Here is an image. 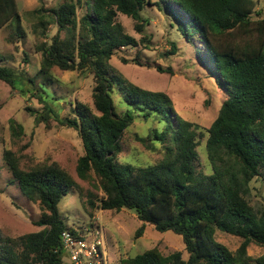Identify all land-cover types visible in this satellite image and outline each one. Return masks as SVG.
I'll return each mask as SVG.
<instances>
[{"label":"trees","instance_id":"1","mask_svg":"<svg viewBox=\"0 0 264 264\" xmlns=\"http://www.w3.org/2000/svg\"><path fill=\"white\" fill-rule=\"evenodd\" d=\"M258 2L71 0L51 10L53 22L67 30V37L56 35L40 46L39 74L50 77L52 68L58 66L89 70L95 77L93 101L99 114L81 105L76 118L61 119L49 100L41 98L45 103L43 117L52 113L80 133L85 152L78 159V176L88 179L94 173L105 193L99 206L90 200L91 206L133 210L142 222L136 237L145 233L147 225L158 231L173 230L182 235L189 255L184 258L181 251L165 255L155 247L133 257H119V264H264V254H248L251 243L264 246V208L256 210L244 196L264 168V18L254 19L261 13ZM148 5H157L167 13L187 39L195 37L205 45L200 59L226 94L209 128L176 113L167 93L142 88L110 73V60L116 51L138 44L125 33L118 14L133 18L136 29L142 32L148 23L143 16ZM78 9L83 10L80 21ZM44 11L36 10L41 21ZM11 22H21L18 2L0 0V30ZM254 30L259 34L257 45L225 40L234 31L248 37ZM4 60L0 53V80L12 87L27 84L34 90L35 79L4 65ZM156 68L168 72L161 66ZM41 89L45 91L43 86ZM116 89L129 106L124 112L117 111ZM138 116L156 124L149 136H137L149 150H161L163 155L155 163L136 165L117 160L125 130ZM11 126L17 135L24 132L14 119ZM202 129L208 135L205 147L213 166L209 174L198 171L195 165L199 156L197 130ZM3 158L24 197L39 205L41 217L36 223L42 228L19 237L4 235L0 228V264H63L61 234L74 229L68 226L59 204L70 189H80V185L58 162L25 169L12 150H5ZM218 230L242 238L238 249L233 251L219 242Z\"/></svg>","mask_w":264,"mask_h":264},{"label":"rangeland","instance_id":"2","mask_svg":"<svg viewBox=\"0 0 264 264\" xmlns=\"http://www.w3.org/2000/svg\"><path fill=\"white\" fill-rule=\"evenodd\" d=\"M70 1L17 0L21 22H11L0 30V53L5 57L4 65L36 81L32 90L27 84L18 83L12 87L0 80V228L4 235L13 237L42 228L36 223L41 217L39 205L24 197L5 164L3 154L8 149L19 158L22 168L58 162L75 178L80 189L69 190L59 204L60 211L70 228L83 233L88 230L91 238L93 233L99 234L106 256L105 264H119V257H133L155 247L165 255L181 251L183 257L188 258L182 235L173 230L158 231L153 225H147L145 233L136 237V230L142 222L135 211L126 208L120 211L103 210L91 206L90 200L99 206V200L105 193L94 173L88 179L78 176V159L85 152L80 133L69 125H63L52 113L43 117L45 103L41 98L49 100L61 119L76 118L77 106L81 105L99 114L93 101L95 77L92 71L63 70L54 66L50 77L39 74L43 56L40 46L52 41L56 35L67 37V30L60 29L53 22L51 10ZM39 8L45 10L43 21L37 17L36 10ZM260 9L261 13L254 15L256 20L264 18V0L258 2L257 10ZM77 14L80 21L83 10L78 9ZM143 16L148 23L140 32L133 18L118 14L117 21L122 23L125 33L134 37L138 44L116 51L110 60V73L142 88L167 93L173 100L176 113L203 128H209L226 94L200 59L199 55H205L204 43L195 37L187 39L157 5L146 6ZM225 40L240 45L260 43L255 30L248 37L234 31L232 35L225 36ZM157 66L168 72H159ZM114 99L118 112L129 108L117 89ZM12 119L23 126L21 135L13 132ZM155 125L151 119L138 116L125 130L121 140L122 151L117 160L144 165L161 159V150L151 151L137 138L149 136ZM197 133L199 156L195 165L198 171L209 174L213 166L205 147L208 135L203 129L197 130ZM244 196L256 210L264 208V168L250 182ZM216 238L233 251L242 243V238L221 230L217 231ZM248 254L259 257L264 254V246L251 243Z\"/></svg>","mask_w":264,"mask_h":264},{"label":"built area","instance_id":"3","mask_svg":"<svg viewBox=\"0 0 264 264\" xmlns=\"http://www.w3.org/2000/svg\"><path fill=\"white\" fill-rule=\"evenodd\" d=\"M88 230L83 233L78 230L65 229L61 241L65 250L63 264H105L106 256L102 250V240L98 233Z\"/></svg>","mask_w":264,"mask_h":264}]
</instances>
